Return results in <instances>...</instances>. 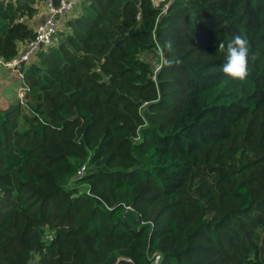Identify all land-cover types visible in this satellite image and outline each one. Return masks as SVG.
Segmentation results:
<instances>
[{"label": "trees", "instance_id": "trees-1", "mask_svg": "<svg viewBox=\"0 0 264 264\" xmlns=\"http://www.w3.org/2000/svg\"><path fill=\"white\" fill-rule=\"evenodd\" d=\"M43 4L0 0L4 61ZM20 71L0 264H264V0H81Z\"/></svg>", "mask_w": 264, "mask_h": 264}, {"label": "built area", "instance_id": "built-area-1", "mask_svg": "<svg viewBox=\"0 0 264 264\" xmlns=\"http://www.w3.org/2000/svg\"><path fill=\"white\" fill-rule=\"evenodd\" d=\"M80 1L81 0H45L47 15L42 22L35 26V37L29 40L28 42L22 44V47H20L19 54L13 59L9 61H4L2 58H0V65H3L6 68H12L17 72L19 71V75L22 76V73L20 71L21 65L24 62L29 61L30 58L35 55L40 48L49 45L53 42L54 37L59 29L60 19L72 13ZM153 1L155 4H157L161 1L169 2L171 0ZM167 5L168 4L165 3L164 10H166ZM19 20L22 21L23 18ZM154 68L155 70H158L160 66L155 64ZM22 92L24 93L23 88L20 93ZM23 93L21 95L24 96ZM23 96L21 98H23ZM83 170L84 167L79 170L78 173L81 174ZM50 238H52L51 235Z\"/></svg>", "mask_w": 264, "mask_h": 264}, {"label": "clouds", "instance_id": "clouds-1", "mask_svg": "<svg viewBox=\"0 0 264 264\" xmlns=\"http://www.w3.org/2000/svg\"><path fill=\"white\" fill-rule=\"evenodd\" d=\"M171 47L170 44L167 45ZM219 48L224 50L225 62L222 71L233 78L243 80L248 73V60L250 50L248 41L240 35L234 36L225 44L224 41L219 43Z\"/></svg>", "mask_w": 264, "mask_h": 264}, {"label": "rangeland", "instance_id": "rangeland-1", "mask_svg": "<svg viewBox=\"0 0 264 264\" xmlns=\"http://www.w3.org/2000/svg\"><path fill=\"white\" fill-rule=\"evenodd\" d=\"M155 66V65H154ZM19 71H15L12 68L0 67V100L6 103L9 99L20 98V91L22 83L19 75ZM24 94V93H23Z\"/></svg>", "mask_w": 264, "mask_h": 264}, {"label": "crops", "instance_id": "crops-1", "mask_svg": "<svg viewBox=\"0 0 264 264\" xmlns=\"http://www.w3.org/2000/svg\"><path fill=\"white\" fill-rule=\"evenodd\" d=\"M46 15H47V8H46V5L43 4V5H41L39 15L35 19L36 25H38L40 22H42L44 20V18L46 17ZM20 47H22V44Z\"/></svg>", "mask_w": 264, "mask_h": 264}]
</instances>
